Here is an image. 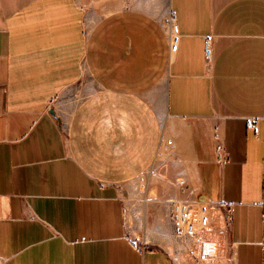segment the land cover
<instances>
[{
  "label": "crops",
  "instance_id": "crops-1",
  "mask_svg": "<svg viewBox=\"0 0 264 264\" xmlns=\"http://www.w3.org/2000/svg\"><path fill=\"white\" fill-rule=\"evenodd\" d=\"M0 264H264V0H0Z\"/></svg>",
  "mask_w": 264,
  "mask_h": 264
},
{
  "label": "built area",
  "instance_id": "built-area-1",
  "mask_svg": "<svg viewBox=\"0 0 264 264\" xmlns=\"http://www.w3.org/2000/svg\"><path fill=\"white\" fill-rule=\"evenodd\" d=\"M168 36L170 39V50L176 51L179 40L178 28L175 24L173 14L167 21ZM204 57L207 62L212 58L211 38L206 36L204 39ZM255 120H249L250 126L254 125ZM190 203L172 201L170 204V216L174 227V236L182 242L189 254L199 261L206 259L205 244L206 240L202 236L209 230L210 216L205 205H199L193 210Z\"/></svg>",
  "mask_w": 264,
  "mask_h": 264
},
{
  "label": "rangeland",
  "instance_id": "rangeland-1",
  "mask_svg": "<svg viewBox=\"0 0 264 264\" xmlns=\"http://www.w3.org/2000/svg\"><path fill=\"white\" fill-rule=\"evenodd\" d=\"M179 258H181V259L183 258V260H184L185 257L184 256H179Z\"/></svg>",
  "mask_w": 264,
  "mask_h": 264
}]
</instances>
